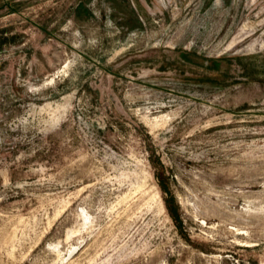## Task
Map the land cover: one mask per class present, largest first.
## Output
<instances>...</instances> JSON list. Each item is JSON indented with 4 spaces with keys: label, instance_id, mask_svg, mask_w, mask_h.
I'll use <instances>...</instances> for the list:
<instances>
[{
    "label": "rangeland",
    "instance_id": "obj_1",
    "mask_svg": "<svg viewBox=\"0 0 264 264\" xmlns=\"http://www.w3.org/2000/svg\"><path fill=\"white\" fill-rule=\"evenodd\" d=\"M0 264H264V0H0Z\"/></svg>",
    "mask_w": 264,
    "mask_h": 264
}]
</instances>
